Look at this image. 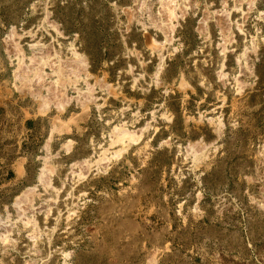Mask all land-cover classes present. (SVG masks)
Wrapping results in <instances>:
<instances>
[{"label":"rangeland","instance_id":"rangeland-1","mask_svg":"<svg viewBox=\"0 0 264 264\" xmlns=\"http://www.w3.org/2000/svg\"><path fill=\"white\" fill-rule=\"evenodd\" d=\"M0 264H264V0H0Z\"/></svg>","mask_w":264,"mask_h":264},{"label":"bare ground","instance_id":"bare-ground-1","mask_svg":"<svg viewBox=\"0 0 264 264\" xmlns=\"http://www.w3.org/2000/svg\"><path fill=\"white\" fill-rule=\"evenodd\" d=\"M42 71V70H41ZM37 73V72H36ZM39 75V74H37ZM38 78V77H36ZM39 79H42L40 76H39ZM38 79V80H39ZM34 80V79H33ZM43 80V79H42ZM36 81V80H35ZM30 82V81H29ZM33 82V81H32ZM40 82V81H39ZM56 106V105H55ZM119 136L121 138H124V137H127L129 136V133L126 131V130H121L119 132ZM118 139V138H117ZM48 164V163H47ZM46 165H43V167L40 169V173H39V176H38V179L39 181L43 184V185H48L50 186L51 185V176L52 174L54 173V168L51 167V166H47ZM46 188V187H45ZM35 189V188H34ZM33 190V189H32ZM31 192V191H30ZM29 194V193H28ZM23 200L26 201L27 200V193H24L22 194L16 201V206L18 207L19 210H22V208L24 207V204H23ZM30 222V220H29Z\"/></svg>","mask_w":264,"mask_h":264},{"label":"crops","instance_id":"crops-1","mask_svg":"<svg viewBox=\"0 0 264 264\" xmlns=\"http://www.w3.org/2000/svg\"><path fill=\"white\" fill-rule=\"evenodd\" d=\"M14 163H15L16 166H18L19 163H20V159H17Z\"/></svg>","mask_w":264,"mask_h":264}]
</instances>
